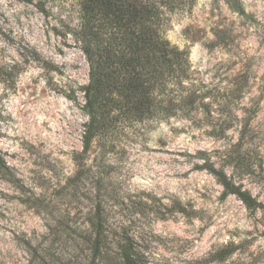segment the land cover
Wrapping results in <instances>:
<instances>
[{"label":"rangeland","instance_id":"1","mask_svg":"<svg viewBox=\"0 0 264 264\" xmlns=\"http://www.w3.org/2000/svg\"><path fill=\"white\" fill-rule=\"evenodd\" d=\"M239 3L243 14L194 0L168 15L165 37L187 52L204 111L155 116L84 153L79 0H0V264H89L98 177L112 230L100 264H121L122 238L141 264H264V0ZM198 151L254 208L197 168Z\"/></svg>","mask_w":264,"mask_h":264},{"label":"trees","instance_id":"2","mask_svg":"<svg viewBox=\"0 0 264 264\" xmlns=\"http://www.w3.org/2000/svg\"><path fill=\"white\" fill-rule=\"evenodd\" d=\"M18 1L31 3L33 0ZM193 1L79 0L80 17L75 35L89 70L88 82L83 88V110L87 115L81 137L84 153L93 142L101 149L119 130L153 121L155 116L162 120L174 116L187 118L195 110H205L206 95L192 78L187 52L171 45L164 34L168 15L189 8ZM225 2L243 14L239 0ZM220 117L211 130L215 135L224 132L225 120ZM196 155L202 159L197 168L213 175L224 195H234L247 209L254 208L250 194L235 185L222 167L216 168L201 151ZM8 170L0 155V178H8ZM103 189V179L98 177L96 193L100 200L88 220L89 264L110 259L112 230ZM116 248L115 256L121 264H141L142 255L129 239L122 238Z\"/></svg>","mask_w":264,"mask_h":264}]
</instances>
